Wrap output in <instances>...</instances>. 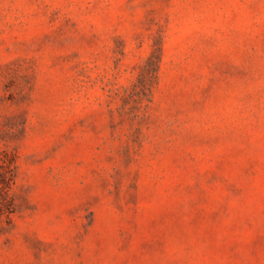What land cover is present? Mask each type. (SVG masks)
Instances as JSON below:
<instances>
[{
    "label": "rangeland",
    "instance_id": "374dc122",
    "mask_svg": "<svg viewBox=\"0 0 264 264\" xmlns=\"http://www.w3.org/2000/svg\"><path fill=\"white\" fill-rule=\"evenodd\" d=\"M0 264H264V0H0Z\"/></svg>",
    "mask_w": 264,
    "mask_h": 264
}]
</instances>
